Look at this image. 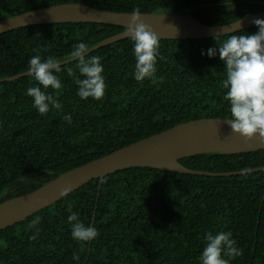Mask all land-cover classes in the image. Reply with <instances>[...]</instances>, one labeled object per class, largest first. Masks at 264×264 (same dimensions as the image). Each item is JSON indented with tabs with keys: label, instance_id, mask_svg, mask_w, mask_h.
Instances as JSON below:
<instances>
[{
	"label": "trees",
	"instance_id": "obj_1",
	"mask_svg": "<svg viewBox=\"0 0 264 264\" xmlns=\"http://www.w3.org/2000/svg\"><path fill=\"white\" fill-rule=\"evenodd\" d=\"M61 4L131 13L189 15L207 26L233 23L264 11V0H0V20ZM126 28L95 23L23 27L0 34V80L28 71L34 55L71 58L75 44L91 48ZM257 31L256 26L234 34ZM231 35V34H229ZM160 40L153 85L133 79L130 38L99 48L105 96L81 100L67 76L56 97L63 111L40 115L25 93L32 76L0 83V204L29 194L57 176L118 149L198 119L230 118L218 57L201 55L215 39ZM49 93L54 91L49 88ZM72 115V124L63 120ZM187 169L229 173L264 167V150L240 154H201L178 160ZM92 180L51 206L0 231V264H200L204 234L231 231L240 257L230 264H264V172L226 177L132 168ZM99 236L81 245L71 237L68 207ZM95 209V214L93 213ZM94 214L93 223L92 217ZM39 216V237L28 225ZM6 244V247L3 245ZM80 256L78 261L73 254Z\"/></svg>",
	"mask_w": 264,
	"mask_h": 264
},
{
	"label": "water",
	"instance_id": "obj_2",
	"mask_svg": "<svg viewBox=\"0 0 264 264\" xmlns=\"http://www.w3.org/2000/svg\"><path fill=\"white\" fill-rule=\"evenodd\" d=\"M148 25L160 40H199L234 34L251 28L256 19L264 20V11L221 26H207L189 15L142 13ZM130 13H116L89 8L80 4H61L0 20V34L11 30L43 24L95 23L127 27ZM129 38L125 31L103 39L91 47L88 54L99 48ZM61 66L74 62L72 58L61 61ZM30 76L28 71L11 78L15 81ZM226 118L198 119L178 124L159 134L118 149L102 158L63 173L35 191L0 204V231L15 225L64 197L59 192L70 188L76 191L92 180H102L118 171L132 168H153L178 174L208 177L264 172V167L229 173L194 171L182 166L178 160L201 154H240L264 150V144L255 139L245 140L231 132ZM69 193V194H70ZM95 214V209L94 212ZM92 217V222L94 219Z\"/></svg>",
	"mask_w": 264,
	"mask_h": 264
},
{
	"label": "clouds",
	"instance_id": "obj_3",
	"mask_svg": "<svg viewBox=\"0 0 264 264\" xmlns=\"http://www.w3.org/2000/svg\"><path fill=\"white\" fill-rule=\"evenodd\" d=\"M142 16L140 8H134L125 31L134 42L135 67L132 75L138 84L147 80L159 85L163 82V77L156 75L160 58L159 38L143 23ZM253 23L257 28L255 33L231 34L221 41L214 38L216 46L206 53L202 51L201 55L206 54L210 59L218 57L224 66L226 78L221 81V87L226 90L223 99L229 104L230 118L225 122L231 132L245 140L255 139L264 144V20L256 19ZM90 50L84 42L74 45L70 56L76 63L78 74L68 68L67 76L73 79L77 86L76 94L81 100L99 101L105 96L104 66L100 56L86 55ZM61 64L54 56L42 59L39 54L29 60L28 74L36 83L29 86L25 94L32 98L33 108L42 116L52 109L63 111L62 103L56 98L63 88L58 75L62 70ZM49 88L55 95L49 93ZM63 120L71 125L72 115L65 114ZM70 191V188H65L59 192V196H68ZM67 210L70 213L67 220L71 225V237L81 247L99 236L97 228L82 222L71 206ZM40 220L37 216L28 225L29 230L35 229L31 240L39 237L40 229L37 226ZM203 240L200 264H230L243 254L231 231H207ZM3 246L6 247V244ZM72 259L78 261L80 256L74 253Z\"/></svg>",
	"mask_w": 264,
	"mask_h": 264
}]
</instances>
